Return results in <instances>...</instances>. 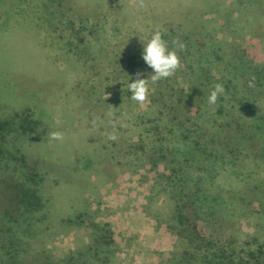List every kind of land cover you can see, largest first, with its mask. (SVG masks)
I'll return each mask as SVG.
<instances>
[{"label":"rangeland","instance_id":"374dc122","mask_svg":"<svg viewBox=\"0 0 264 264\" xmlns=\"http://www.w3.org/2000/svg\"><path fill=\"white\" fill-rule=\"evenodd\" d=\"M256 15L263 17L255 26ZM203 25L216 49L209 57L223 56L212 74L229 82L222 83L221 113L209 105L200 118L192 110L193 118L204 122L207 141L221 124L242 122L238 117L261 134L264 89L257 83V103L246 102L243 115L236 77L243 70L236 74L233 67L243 69V60L264 66V0H0V264H167L183 251L194 253L159 219L168 218V205L146 199L170 174L169 155L157 172L132 176L117 164L137 142L136 117L157 118L161 94L187 90L183 50L173 41L184 44ZM157 28L176 47L180 67L152 85L141 106L125 82L152 70H128L122 60L140 55ZM198 57L194 51L187 64ZM244 146L221 185L239 191V211L223 214L225 222L208 236L224 239L236 258L255 264L257 254L264 259V142L259 151ZM17 185L33 191L40 206L27 208L28 197L20 207ZM94 225L106 238L93 234Z\"/></svg>","mask_w":264,"mask_h":264},{"label":"trees","instance_id":"16d2710c","mask_svg":"<svg viewBox=\"0 0 264 264\" xmlns=\"http://www.w3.org/2000/svg\"><path fill=\"white\" fill-rule=\"evenodd\" d=\"M211 1L213 0H206V2ZM261 16L256 15L252 20L255 26L262 21L263 16ZM195 28L198 27L195 26ZM204 28L205 25L199 28L200 32L187 34L183 44L181 60L186 70H183L182 77L188 85L187 90L179 92L173 90L171 93L161 94V100L156 104L157 118L142 115L136 117L137 142L128 146L124 154L125 158L122 157L126 160L124 163H118L117 166L121 171H127L132 176L139 174L142 170L157 172L169 155L170 174L166 176L165 182L162 180L154 183L150 190L152 197L146 196V199L150 201L152 198L154 202L160 198L161 203L168 205L170 208L168 218L157 214L159 219L165 221L171 233L184 238L189 245L193 246L194 253L183 251L170 258L167 264H196L194 260L196 256L200 264H247L243 263V258H236L235 254L226 248L225 242L222 241L224 239L208 235L215 224L225 222L226 217L222 216L223 214L231 212L232 216H235L234 214L239 211L240 204L237 203L239 191L231 193L228 189L221 187L222 183H226L229 178L224 176V171L234 166L232 159L238 158L236 152L241 153V146L243 148L245 145L244 149L255 148L259 151L262 141L264 142V129L261 134H257L251 120L238 117L242 122L235 125V119H233L228 125L221 124L214 130L216 133H213L211 140L207 141L204 122L199 123L200 120L195 121L193 118L192 110L195 116L200 118L202 109L210 105L205 102H208V95L213 87L216 84L222 85L229 82L217 80L212 74V69L217 67L218 62L223 61V56L216 55L210 58L212 36L205 35ZM214 50L216 51L212 49L213 52ZM194 51L199 53L200 57L196 62L187 64V56H192ZM243 57L247 56L243 55ZM122 65L125 69L136 70L143 67L145 63L140 55H134L128 60H122ZM233 68L236 74L238 70H243L236 75L241 82L239 84L241 95L238 93L237 107H243V115H246L248 113L246 102L257 103L255 94L257 83H260V88L264 89V66L243 60V69L237 66ZM226 89L224 87V91ZM262 93L264 94V90ZM224 99L221 93L214 104L215 107H220L217 110L219 114ZM235 109L237 110L236 107ZM247 145H250V148ZM206 148L213 149L209 151ZM227 150L229 153L226 152ZM111 151L115 153L113 146ZM107 154H109L108 150L104 155ZM88 160L90 163L88 162L87 170L94 168L93 161L90 158ZM13 188L18 194V196L15 195L16 201H14L19 202L20 207L28 197H33V201L31 204L27 202V208L40 206L41 202L38 198H34L33 191L23 189L20 192L18 185ZM82 217L83 215L80 219ZM93 234H99V240L106 238L103 229L97 225L93 226ZM94 246L99 248L100 242ZM261 249L263 247L258 252L262 253ZM254 259L255 264H264V259L259 258L258 254Z\"/></svg>","mask_w":264,"mask_h":264},{"label":"clouds","instance_id":"9594fccd","mask_svg":"<svg viewBox=\"0 0 264 264\" xmlns=\"http://www.w3.org/2000/svg\"><path fill=\"white\" fill-rule=\"evenodd\" d=\"M173 45L178 46L180 49L184 48V45L178 41H173ZM175 46L169 47L168 41L164 39V34L159 28L146 36L140 58L152 71L150 73L137 71L134 77L130 76V79L125 82L128 92L131 93V100L143 106L149 102V97L154 90L152 85L170 78L176 73L180 67V57ZM223 91L224 87L221 84H216L208 95V103L214 105ZM51 135L54 139L60 138L58 132H53ZM110 138L115 139L116 137L112 136Z\"/></svg>","mask_w":264,"mask_h":264}]
</instances>
